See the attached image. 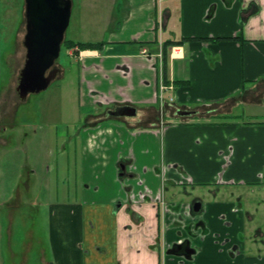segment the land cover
<instances>
[{
  "label": "crops",
  "instance_id": "1",
  "mask_svg": "<svg viewBox=\"0 0 264 264\" xmlns=\"http://www.w3.org/2000/svg\"><path fill=\"white\" fill-rule=\"evenodd\" d=\"M2 1L0 148L21 68L3 81ZM116 14L104 40L86 41L102 46L69 49L85 112L61 132L62 154L75 149L86 186L56 208L68 235L56 237L53 220L57 263L264 264V0H121ZM167 40L184 42L168 47L174 89L163 95L174 100L162 104ZM121 106L136 112L111 114ZM181 185L193 201L173 192ZM186 238L192 256L174 249Z\"/></svg>",
  "mask_w": 264,
  "mask_h": 264
},
{
  "label": "rangeland",
  "instance_id": "2",
  "mask_svg": "<svg viewBox=\"0 0 264 264\" xmlns=\"http://www.w3.org/2000/svg\"><path fill=\"white\" fill-rule=\"evenodd\" d=\"M2 2V73L3 81L8 83L14 67L20 66V72L26 60L24 39L23 43L17 39L22 37L20 33L26 26L25 0ZM120 2L72 0L65 39L104 40L106 31L117 24L116 10ZM18 49H21L19 58L16 57ZM69 51L63 43L56 62L64 69V75H58L48 89L32 93L26 100L18 99L16 89L12 92L15 102L20 101L15 108V118L12 122L6 121L1 131L7 143L0 148V264H58L50 236L53 220L57 222L56 237L66 242L68 235L56 208L64 202L80 201L83 186H86L81 158L75 149L71 147L69 154H62L61 132L65 127H69L70 132L76 130L85 112L78 102L79 63ZM8 54L14 55L13 59H8L12 58L7 57ZM166 95L168 99L170 95ZM3 102L4 112L11 115L13 101L6 98ZM239 109L238 112L243 113L245 108ZM237 117L247 120L250 116ZM173 192L184 201H193L188 195L197 190L181 185ZM171 194L167 191L166 195ZM61 242L58 239L60 248H65Z\"/></svg>",
  "mask_w": 264,
  "mask_h": 264
},
{
  "label": "water",
  "instance_id": "3",
  "mask_svg": "<svg viewBox=\"0 0 264 264\" xmlns=\"http://www.w3.org/2000/svg\"><path fill=\"white\" fill-rule=\"evenodd\" d=\"M72 0H25L26 60L18 77L17 92L22 100L32 93L49 88L62 69L56 66L65 33L70 24ZM135 108L121 106L111 111L115 115L135 114ZM189 115L192 111H181ZM125 169V166L122 165ZM201 203L194 206L200 209Z\"/></svg>",
  "mask_w": 264,
  "mask_h": 264
},
{
  "label": "trees",
  "instance_id": "4",
  "mask_svg": "<svg viewBox=\"0 0 264 264\" xmlns=\"http://www.w3.org/2000/svg\"><path fill=\"white\" fill-rule=\"evenodd\" d=\"M245 24V19L243 18L241 21V25ZM183 40H167L164 42L163 46V76L164 81L169 83V63H168V47L173 45L182 44ZM64 43L66 44L67 48H72L74 46H78L81 49H97L104 44V42H75L73 40L65 39Z\"/></svg>",
  "mask_w": 264,
  "mask_h": 264
},
{
  "label": "flooded vegetation",
  "instance_id": "5",
  "mask_svg": "<svg viewBox=\"0 0 264 264\" xmlns=\"http://www.w3.org/2000/svg\"><path fill=\"white\" fill-rule=\"evenodd\" d=\"M56 66L60 67V65H58L57 63ZM196 204L197 203H195L194 206ZM174 249L178 250L180 253H182L185 256H192L196 252L195 248L192 247L191 240L187 238L183 239L179 244H175Z\"/></svg>",
  "mask_w": 264,
  "mask_h": 264
},
{
  "label": "built area",
  "instance_id": "6",
  "mask_svg": "<svg viewBox=\"0 0 264 264\" xmlns=\"http://www.w3.org/2000/svg\"><path fill=\"white\" fill-rule=\"evenodd\" d=\"M168 89H174V84H173V82H171V83H166V82H164V83H162V85H161V96H160V99H161V101H162V104H163V102L164 101H166V98H165V96L163 95L164 94V92L165 91H167ZM171 101H173L174 99H173V96H171L170 98H169Z\"/></svg>",
  "mask_w": 264,
  "mask_h": 264
}]
</instances>
